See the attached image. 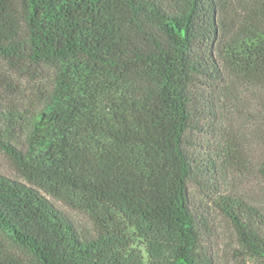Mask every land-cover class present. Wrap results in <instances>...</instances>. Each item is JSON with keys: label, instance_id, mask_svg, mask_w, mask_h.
I'll return each instance as SVG.
<instances>
[{"label": "trees", "instance_id": "obj_1", "mask_svg": "<svg viewBox=\"0 0 264 264\" xmlns=\"http://www.w3.org/2000/svg\"><path fill=\"white\" fill-rule=\"evenodd\" d=\"M0 154V264H264V0H0Z\"/></svg>", "mask_w": 264, "mask_h": 264}, {"label": "rangeland", "instance_id": "obj_2", "mask_svg": "<svg viewBox=\"0 0 264 264\" xmlns=\"http://www.w3.org/2000/svg\"><path fill=\"white\" fill-rule=\"evenodd\" d=\"M12 79L15 81V82L13 81L15 85L17 84L20 88L21 87L24 88V86L25 88H27L25 81H22L15 77H12ZM230 111H229L228 119L226 121L227 123L226 128H228L229 130H241V117L244 116V120H242V125L245 128H247L246 130H252L251 127V122L253 121L252 115L255 117V114L252 111L242 110L243 113H241V102L235 103V107L231 108ZM247 115H251V116H247ZM250 120L252 121L250 122ZM202 139L206 140L205 136L202 137ZM0 173H3L11 177L15 176L10 161L2 154H0ZM251 191H255L254 192L255 195L257 194L259 196H262L263 194L264 196V180L261 178H257L256 180H254ZM189 193L191 198H193L195 201L201 202V204L203 205L206 204L207 201L209 202V200L205 196L206 194L205 191L195 184L189 185ZM47 197L51 201H53L54 204H56L57 206L68 212L73 217L74 220H76L77 222L83 225H88L89 222L86 216L74 212L72 210H69L62 203L53 200L49 196ZM211 216H213L212 218L214 221L213 225L215 226L214 233H212L209 236V239L205 244L211 256L212 263L213 264H249V263H241V260L237 259L236 254L234 253V249L237 248V244L233 233L231 232L229 226L224 221V219L218 216L217 213H212Z\"/></svg>", "mask_w": 264, "mask_h": 264}]
</instances>
